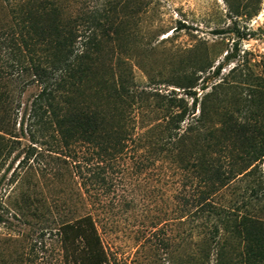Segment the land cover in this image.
Listing matches in <instances>:
<instances>
[{
	"label": "trees",
	"instance_id": "obj_1",
	"mask_svg": "<svg viewBox=\"0 0 264 264\" xmlns=\"http://www.w3.org/2000/svg\"><path fill=\"white\" fill-rule=\"evenodd\" d=\"M115 1L77 13L65 6L67 0H2L7 15L0 17V45L13 52L16 71L30 73L40 87L29 108L31 141H55L65 171L76 170L82 203L91 187L111 189V170L129 155L137 164L171 162L188 174L189 184L178 185L174 201L177 226H190L192 261L209 264L214 255L216 264H264V217L241 210L261 201L264 190V120L257 124L254 97L242 105L245 110H221V91L235 87L201 79L212 69L206 65L185 72L177 86L191 105L173 92L140 88L128 60L126 39L132 35L119 10L122 0ZM132 1L124 0L122 9ZM237 46L211 78L236 59ZM232 97L229 106L241 104ZM4 150L1 145L0 155ZM236 181L246 183L247 202H219L221 191ZM64 217L62 264H116L92 209ZM174 247L181 253L182 242Z\"/></svg>",
	"mask_w": 264,
	"mask_h": 264
},
{
	"label": "rangeland",
	"instance_id": "obj_2",
	"mask_svg": "<svg viewBox=\"0 0 264 264\" xmlns=\"http://www.w3.org/2000/svg\"><path fill=\"white\" fill-rule=\"evenodd\" d=\"M106 1L67 0L65 6L82 13ZM123 1L119 10L132 35L126 39L128 60L140 88L173 92L191 105L192 99L177 87L183 74L195 66H212L200 73L201 79L235 87L221 91V110H245L242 105L253 96L260 114L257 124L264 120V0H141V7L134 0L124 10ZM253 10L256 15L250 17ZM6 15L0 0V17ZM235 44L236 59L211 78ZM13 55L0 45V97H5L0 105V146L5 149L0 155V264H62L59 226L67 212L68 219H75L87 209L95 212L116 264H201L192 261L196 249L190 226L179 227L175 221V192L179 184H189L188 174L167 160L137 164L129 155L111 170V189L91 187L82 203L76 170L65 171L55 141L50 136L38 144L31 141L29 108L40 87L30 73L16 71ZM232 93L241 104L229 106ZM245 186L236 181L221 191L219 202L243 206L249 196ZM260 197L241 210L264 217V190ZM178 241L181 253L174 247ZM209 264H216L214 255Z\"/></svg>",
	"mask_w": 264,
	"mask_h": 264
}]
</instances>
